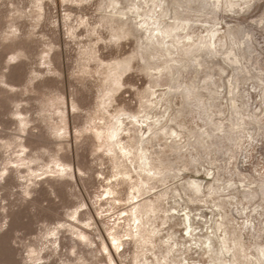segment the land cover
<instances>
[{
    "label": "rangeland",
    "instance_id": "1",
    "mask_svg": "<svg viewBox=\"0 0 264 264\" xmlns=\"http://www.w3.org/2000/svg\"><path fill=\"white\" fill-rule=\"evenodd\" d=\"M0 264H264V0H0Z\"/></svg>",
    "mask_w": 264,
    "mask_h": 264
},
{
    "label": "bare ground",
    "instance_id": "2",
    "mask_svg": "<svg viewBox=\"0 0 264 264\" xmlns=\"http://www.w3.org/2000/svg\"><path fill=\"white\" fill-rule=\"evenodd\" d=\"M207 244V243H206ZM213 244V243H212ZM208 247V245H206ZM213 250V249H212ZM211 251V250H210Z\"/></svg>",
    "mask_w": 264,
    "mask_h": 264
}]
</instances>
